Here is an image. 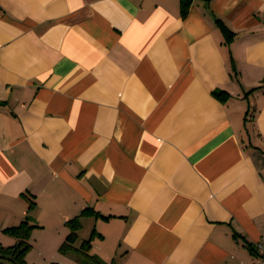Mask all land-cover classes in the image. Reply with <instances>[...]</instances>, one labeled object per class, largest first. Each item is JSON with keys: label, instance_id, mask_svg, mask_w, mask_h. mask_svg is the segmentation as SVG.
<instances>
[{"label": "crops", "instance_id": "crops-1", "mask_svg": "<svg viewBox=\"0 0 264 264\" xmlns=\"http://www.w3.org/2000/svg\"><path fill=\"white\" fill-rule=\"evenodd\" d=\"M25 219L27 264H252L264 0H0L1 246Z\"/></svg>", "mask_w": 264, "mask_h": 264}, {"label": "trees", "instance_id": "trees-1", "mask_svg": "<svg viewBox=\"0 0 264 264\" xmlns=\"http://www.w3.org/2000/svg\"><path fill=\"white\" fill-rule=\"evenodd\" d=\"M195 0H179L180 8L183 15L186 14L189 6ZM209 1V0H203ZM216 96L220 99L225 98L226 94L224 91H216ZM76 219L68 221V224L72 227H76L78 224L75 222ZM73 223V224H72ZM34 224H30L28 219L22 220L18 225L10 226L5 229L6 232L17 238V242L11 246H1L0 245V264H27L25 260V255L30 248V243L28 239L30 237V231L34 227ZM76 240V234L74 231H70L65 240L59 246L61 252H66L68 250H76L79 252L80 256L87 262L92 264H100L93 254L88 252L90 247V240H83L80 247H74L73 243ZM57 264V263H50Z\"/></svg>", "mask_w": 264, "mask_h": 264}, {"label": "built area", "instance_id": "built-area-1", "mask_svg": "<svg viewBox=\"0 0 264 264\" xmlns=\"http://www.w3.org/2000/svg\"><path fill=\"white\" fill-rule=\"evenodd\" d=\"M256 258L252 264H264V235L254 242Z\"/></svg>", "mask_w": 264, "mask_h": 264}, {"label": "rangeland", "instance_id": "rangeland-1", "mask_svg": "<svg viewBox=\"0 0 264 264\" xmlns=\"http://www.w3.org/2000/svg\"><path fill=\"white\" fill-rule=\"evenodd\" d=\"M92 254H93V255L95 254V250L92 252ZM95 256H96L97 260H98L101 264H106L105 261H104L101 257H99L97 254H95Z\"/></svg>", "mask_w": 264, "mask_h": 264}]
</instances>
